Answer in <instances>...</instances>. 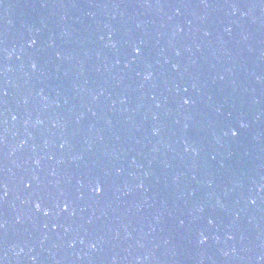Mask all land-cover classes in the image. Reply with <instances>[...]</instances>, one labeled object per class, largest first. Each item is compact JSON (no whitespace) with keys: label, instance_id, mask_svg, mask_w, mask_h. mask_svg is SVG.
<instances>
[{"label":"water","instance_id":"water-1","mask_svg":"<svg viewBox=\"0 0 264 264\" xmlns=\"http://www.w3.org/2000/svg\"><path fill=\"white\" fill-rule=\"evenodd\" d=\"M0 264H264V0H0Z\"/></svg>","mask_w":264,"mask_h":264},{"label":"snow or ice","instance_id":"snow-or-ice-1","mask_svg":"<svg viewBox=\"0 0 264 264\" xmlns=\"http://www.w3.org/2000/svg\"><path fill=\"white\" fill-rule=\"evenodd\" d=\"M32 43H35V41H32ZM141 51L140 48H136V52L139 53ZM33 67H35V65H33ZM189 101L188 100H185V103H188ZM238 134L235 130L233 131V135H236ZM95 190L99 191L100 189L97 187ZM37 208H39V204L36 205ZM65 208H67V205H65ZM206 239V237H205ZM93 247H95V245H93Z\"/></svg>","mask_w":264,"mask_h":264}]
</instances>
